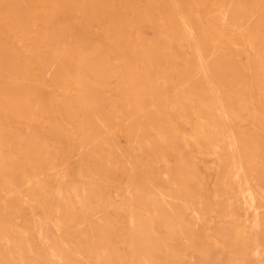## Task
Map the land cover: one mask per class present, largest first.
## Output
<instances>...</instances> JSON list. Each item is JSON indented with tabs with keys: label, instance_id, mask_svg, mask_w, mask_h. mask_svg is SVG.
Listing matches in <instances>:
<instances>
[{
	"label": "rangeland",
	"instance_id": "rangeland-1",
	"mask_svg": "<svg viewBox=\"0 0 264 264\" xmlns=\"http://www.w3.org/2000/svg\"><path fill=\"white\" fill-rule=\"evenodd\" d=\"M0 264H264V0H0Z\"/></svg>",
	"mask_w": 264,
	"mask_h": 264
},
{
	"label": "bare ground",
	"instance_id": "bare-ground-1",
	"mask_svg": "<svg viewBox=\"0 0 264 264\" xmlns=\"http://www.w3.org/2000/svg\"><path fill=\"white\" fill-rule=\"evenodd\" d=\"M186 28V27H185ZM188 29V28H187ZM186 31V30H185ZM190 31V30H189ZM61 32V31H60ZM191 32V31H190ZM192 33V32H191ZM175 34V33H174ZM203 70V69H202ZM214 106V105H213ZM222 108V107H221ZM224 111V110H223ZM213 112H214V116L215 117H213V121L215 122V120H219L220 122H225V120H227L226 119V117H225V115L223 114V113H221V111L220 110H217V109H214L213 110ZM214 122H213V124H214ZM214 125H216V127L219 129V127L221 128V124L219 125V123L217 122V124L215 123ZM224 125H225V123H224ZM201 126V125H200ZM203 126V125H202ZM229 130H231V129H229ZM231 135H233V133H232V131H231ZM234 136V135H233ZM234 139V138H233ZM226 142V141H225ZM235 150V149H234ZM257 253V252H256Z\"/></svg>",
	"mask_w": 264,
	"mask_h": 264
}]
</instances>
